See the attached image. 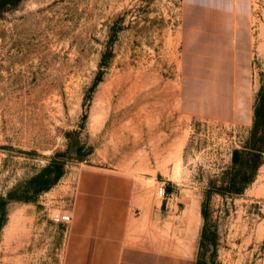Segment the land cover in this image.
<instances>
[{
  "label": "rangeland",
  "instance_id": "rangeland-1",
  "mask_svg": "<svg viewBox=\"0 0 264 264\" xmlns=\"http://www.w3.org/2000/svg\"><path fill=\"white\" fill-rule=\"evenodd\" d=\"M205 8L190 0L2 7L0 264H69L92 175L128 179V210L146 225H197L200 264H264V161L242 193L214 188L230 179L264 91V0H250L247 35L228 63L229 34L212 21L207 30ZM55 211L72 222H54Z\"/></svg>",
  "mask_w": 264,
  "mask_h": 264
},
{
  "label": "crops",
  "instance_id": "crops-1",
  "mask_svg": "<svg viewBox=\"0 0 264 264\" xmlns=\"http://www.w3.org/2000/svg\"><path fill=\"white\" fill-rule=\"evenodd\" d=\"M190 2L206 6L207 30V23L212 21L218 31L228 32V63L231 49L241 45L247 35L250 0ZM236 22L241 28L237 44ZM87 182L89 194L81 197L80 220L73 227L69 264H197V225H160L153 221L146 225L140 221V215L131 217L130 182L122 175H92Z\"/></svg>",
  "mask_w": 264,
  "mask_h": 264
},
{
  "label": "trees",
  "instance_id": "trees-1",
  "mask_svg": "<svg viewBox=\"0 0 264 264\" xmlns=\"http://www.w3.org/2000/svg\"><path fill=\"white\" fill-rule=\"evenodd\" d=\"M12 2V0H0V10L3 6ZM264 161V91L259 97L254 109V124L251 129V135L246 144L240 148H235L232 155L230 179L225 181L224 185L214 188L221 192L242 193L248 185L255 179L260 166ZM51 166H47L45 171H49ZM59 173L54 180L57 179ZM213 188L210 187L206 192V199L203 206V215L205 219L208 216L207 201ZM1 225V221H0ZM204 238V232H203ZM204 242V239H202ZM197 264H200L198 258Z\"/></svg>",
  "mask_w": 264,
  "mask_h": 264
},
{
  "label": "built area",
  "instance_id": "built-area-1",
  "mask_svg": "<svg viewBox=\"0 0 264 264\" xmlns=\"http://www.w3.org/2000/svg\"><path fill=\"white\" fill-rule=\"evenodd\" d=\"M160 195L165 194V187L161 185L158 189ZM52 220L56 223H71L73 220V215L69 211H55L52 214Z\"/></svg>",
  "mask_w": 264,
  "mask_h": 264
},
{
  "label": "bare ground",
  "instance_id": "bare-ground-1",
  "mask_svg": "<svg viewBox=\"0 0 264 264\" xmlns=\"http://www.w3.org/2000/svg\"><path fill=\"white\" fill-rule=\"evenodd\" d=\"M179 161H180V160H179ZM179 166H180V165H179ZM179 169H180V168H179ZM179 169H178V170H179ZM178 170H177V172H178ZM174 171H175V170H174Z\"/></svg>",
  "mask_w": 264,
  "mask_h": 264
}]
</instances>
